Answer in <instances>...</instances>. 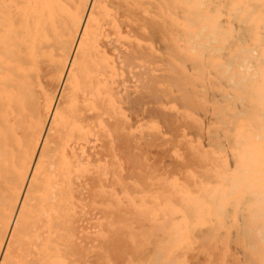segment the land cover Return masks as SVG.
Returning a JSON list of instances; mask_svg holds the SVG:
<instances>
[{
	"label": "bare ground",
	"instance_id": "bare-ground-1",
	"mask_svg": "<svg viewBox=\"0 0 264 264\" xmlns=\"http://www.w3.org/2000/svg\"><path fill=\"white\" fill-rule=\"evenodd\" d=\"M0 264H264V0H0Z\"/></svg>",
	"mask_w": 264,
	"mask_h": 264
}]
</instances>
